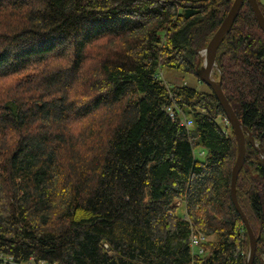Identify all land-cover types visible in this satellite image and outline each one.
Here are the masks:
<instances>
[{
    "label": "trees",
    "instance_id": "16d2710c",
    "mask_svg": "<svg viewBox=\"0 0 264 264\" xmlns=\"http://www.w3.org/2000/svg\"><path fill=\"white\" fill-rule=\"evenodd\" d=\"M233 2L0 0V254L247 264L231 195L238 141L223 105L212 88L161 76L198 77L200 50ZM250 7L219 43L213 73L264 150V30ZM245 134L235 188L258 238L252 264H264V159ZM195 231L210 237L202 256Z\"/></svg>",
    "mask_w": 264,
    "mask_h": 264
},
{
    "label": "water",
    "instance_id": "95a60500",
    "mask_svg": "<svg viewBox=\"0 0 264 264\" xmlns=\"http://www.w3.org/2000/svg\"><path fill=\"white\" fill-rule=\"evenodd\" d=\"M244 1L245 0H234L222 24L220 25L218 30L215 32V34H213L208 45L204 47L203 50L206 51L205 61H207V64L205 65L204 60H203L204 61L203 66L199 64V67L197 68V75L203 83L209 85L212 88V90L218 97L217 99L220 100L221 104L223 105L226 118L228 119L229 124L232 126L236 134L235 137H237L239 151H238L237 160L235 161V165L233 167V171L231 174L232 175L231 195L233 199L232 201L234 202L235 207L237 211L239 212L240 216L242 217L244 225L246 226V230H247V233L250 239V250H249L250 253H249L247 264H252L254 262L256 251H257L258 238L255 235L252 226H250L251 224L249 222V219L247 218L246 214L242 210L239 204V201H237L238 200L237 190L235 188L236 183H237L238 174L241 171L245 163L244 162L245 156H246V149H245L246 148V136H245L246 134L245 133L247 132L248 134L247 136L249 137V140L250 142H252L254 147L260 149L263 159H264V150L257 145L248 127L244 125V123H242V121L237 116L236 112L234 111L231 103L229 102L228 98L224 94L223 88L221 86L222 85L221 78L219 80H215L212 76L214 68L217 67V63L215 61L217 47L219 43L221 42V40L223 39V37L225 36V34L228 33V31L234 24L235 20L237 19ZM248 1L251 5L250 8H252L258 24L264 30V14L261 8H259L260 5H259L258 0H248Z\"/></svg>",
    "mask_w": 264,
    "mask_h": 264
},
{
    "label": "built area",
    "instance_id": "2783aa9c",
    "mask_svg": "<svg viewBox=\"0 0 264 264\" xmlns=\"http://www.w3.org/2000/svg\"><path fill=\"white\" fill-rule=\"evenodd\" d=\"M168 114L174 118L175 116V111L174 107L168 106L167 107ZM186 124L190 125V121L185 120L184 121ZM176 206H183V200L178 199L176 202H174ZM185 219H187V215L184 216ZM210 239L209 236H207L205 233L202 231H195L190 237V246L192 248V254L195 256H202L205 254V243L207 240ZM0 264H17L15 261V258L13 255L10 254H0ZM23 264H50L44 260L37 261L35 258H30L26 263Z\"/></svg>",
    "mask_w": 264,
    "mask_h": 264
},
{
    "label": "rangeland",
    "instance_id": "374dc122",
    "mask_svg": "<svg viewBox=\"0 0 264 264\" xmlns=\"http://www.w3.org/2000/svg\"><path fill=\"white\" fill-rule=\"evenodd\" d=\"M259 2L264 5V0H259ZM203 49L200 50V55L202 58L201 66L204 65L205 55L202 53ZM214 72V70H213ZM165 81L171 86L177 85H187L188 87L195 88L200 91L209 92L211 87L205 83H203L196 75L193 74H184L180 71L171 68H164L162 75ZM213 78L217 80L214 73L212 74Z\"/></svg>",
    "mask_w": 264,
    "mask_h": 264
},
{
    "label": "bare ground",
    "instance_id": "6f19581e",
    "mask_svg": "<svg viewBox=\"0 0 264 264\" xmlns=\"http://www.w3.org/2000/svg\"><path fill=\"white\" fill-rule=\"evenodd\" d=\"M202 53L206 56V51L203 50ZM205 61V60H204ZM207 64V61H205V65Z\"/></svg>",
    "mask_w": 264,
    "mask_h": 264
}]
</instances>
